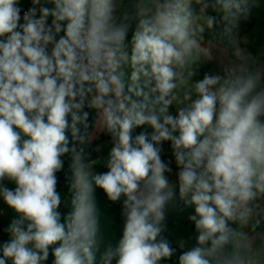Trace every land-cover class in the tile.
I'll return each mask as SVG.
<instances>
[{
    "label": "clouds",
    "instance_id": "1",
    "mask_svg": "<svg viewBox=\"0 0 264 264\" xmlns=\"http://www.w3.org/2000/svg\"><path fill=\"white\" fill-rule=\"evenodd\" d=\"M28 3L0 0V197L13 213L0 264H164L177 189L194 206L178 264H264V69L232 62L191 83L214 59L212 13L238 29L256 0ZM100 133L112 147L94 173ZM98 190L121 204L118 240Z\"/></svg>",
    "mask_w": 264,
    "mask_h": 264
},
{
    "label": "crops",
    "instance_id": "2",
    "mask_svg": "<svg viewBox=\"0 0 264 264\" xmlns=\"http://www.w3.org/2000/svg\"><path fill=\"white\" fill-rule=\"evenodd\" d=\"M29 3L28 0H21V6L26 9ZM260 11V20L255 28L246 35L242 40V47L236 49L234 57H232L225 49L219 47L213 42H204L206 47H210L214 51V59L211 62L205 63L203 65L194 66L196 68V75L192 78L191 83H195L196 80L202 79L205 72H220L223 65L235 62V63H247L249 67H253L254 70L264 69V0H260L256 4ZM221 17L222 13H218ZM195 98V96H193ZM170 114L174 115L177 112V106L173 104L170 107ZM143 130L139 128L134 129V135H138ZM146 132V131H144ZM148 134L151 131L147 132ZM112 147L111 137L100 133L99 139L95 140L91 146V149L99 148V151H92L91 158L96 161L97 166H103V162L106 161L110 149ZM90 149V150H91ZM162 160L169 163L172 171L170 173L166 172L165 176L168 178L170 183L177 182L176 173L179 171L175 164V158L172 154L170 142H164L163 152L161 153ZM65 161V170L69 163L68 157H62ZM104 167V166H103ZM94 171V169H93ZM64 179V176H63ZM62 179V185L60 189L62 204L60 211L65 214L68 209L65 205L68 203V192L64 186ZM7 187H14L8 181L4 182ZM178 195V189H177ZM98 202L102 212H106L107 216L111 218L114 222L111 230L107 233L110 238L118 240L122 236L123 218L119 216L117 210L106 201V197L102 192L98 190ZM194 214L193 212L186 209L184 206L176 203L170 204L167 209L166 214V230L162 234L164 237L172 242V246L177 249L176 254L171 258L174 260L178 259V256L182 249L178 247V242L180 240L188 241L189 246L193 241L189 240V236L193 235L194 238V224L188 220V216ZM13 218V213L8 207L3 203L2 197H0V221L11 222ZM53 257L50 256L48 264H51Z\"/></svg>",
    "mask_w": 264,
    "mask_h": 264
},
{
    "label": "trees",
    "instance_id": "3",
    "mask_svg": "<svg viewBox=\"0 0 264 264\" xmlns=\"http://www.w3.org/2000/svg\"><path fill=\"white\" fill-rule=\"evenodd\" d=\"M259 1L260 0H256L255 6L251 8V15L248 17V19L246 21L241 20L240 27L238 29L232 28L231 31H229V28L231 26L228 24L227 21H224L218 13H212L213 15H217L219 23L214 32L206 30V32L204 33V42H213L219 47L225 49L232 57H234L236 49L238 47H242L243 38L255 28V26L260 20V11L258 6L256 5ZM209 11L211 12V9H209ZM250 68L254 70L253 67ZM176 113L174 114V116L176 115ZM138 128L146 132L152 131V129L147 125ZM105 171H107V169L103 166H96L94 168V173H103ZM57 175L59 177L58 191H60L64 173H58ZM174 201L185 207L183 202L179 200L178 195L176 196V199ZM108 203L112 205L117 210L119 216H121V204L119 202ZM185 208L194 213V206H188ZM9 224L10 222L0 221V242L8 238L6 233H4V229L7 228ZM97 259L99 260V257H97ZM164 264H178V259H171L170 261H165Z\"/></svg>",
    "mask_w": 264,
    "mask_h": 264
}]
</instances>
